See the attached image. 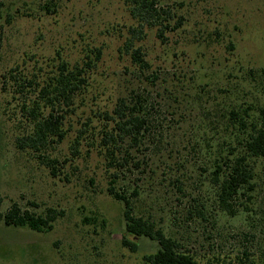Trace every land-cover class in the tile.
Masks as SVG:
<instances>
[{
    "label": "rangeland",
    "instance_id": "obj_1",
    "mask_svg": "<svg viewBox=\"0 0 264 264\" xmlns=\"http://www.w3.org/2000/svg\"><path fill=\"white\" fill-rule=\"evenodd\" d=\"M0 1L1 211L17 202L37 214L60 212L48 232L0 220V264H140L159 243L142 236L136 252L122 244L125 205L109 193L110 182L136 216L200 264H231L244 248L264 247V159L255 161L250 197L233 202L235 214L221 209L212 181L229 111L247 109L264 122V0H159L175 28L164 38L146 30L137 43L145 69L123 50L134 23L125 0ZM95 47L102 57L91 86L74 110H60L64 136L40 150L19 148L16 139L31 131L19 104L30 93L3 74L38 77L61 60L83 64ZM136 95L148 101V130L141 142L121 141V165L109 168L103 112Z\"/></svg>",
    "mask_w": 264,
    "mask_h": 264
},
{
    "label": "trees",
    "instance_id": "obj_2",
    "mask_svg": "<svg viewBox=\"0 0 264 264\" xmlns=\"http://www.w3.org/2000/svg\"><path fill=\"white\" fill-rule=\"evenodd\" d=\"M125 5L134 23L128 26V37L123 44V50L140 68H148L149 63L145 59L142 45L137 43L146 37L148 28H155L158 37L164 38L166 30L175 28L172 24L174 15L169 8L160 4L159 0H125ZM2 7L3 3L0 1V18ZM178 19L176 21L180 23L181 17ZM86 57L82 59L83 64L79 61L72 63L61 60L54 70L38 77L19 76L15 69L3 74L8 82L14 80V83L23 89V93H30L29 98L25 96L19 104L20 111L26 114L25 118L31 123V131L16 139L19 148L40 150L51 142L54 136H64V116L60 110L63 107L71 108L76 99L91 86L93 69L102 57L101 48L95 47L92 54H87ZM147 103L148 101L139 95L134 96L132 100L120 97L112 113L103 112L106 125H103L100 146L109 168L121 165L117 163L121 160V141L130 138L136 144L145 137L150 122L146 112ZM247 111H229L232 119L226 133L228 138L225 136L228 140L223 141L225 150L217 154L213 163L212 181L217 189V201L221 209L230 214L236 213L232 205L239 196L247 195L249 198L250 193L255 190L254 164L256 160L264 159V122H260ZM85 131L81 130V133ZM109 185V193L122 200L125 205V233L122 244L131 252H136V239L142 236L159 243V249L143 255L140 264H200L192 253L182 250L178 241L167 236L154 221L136 216L130 198L119 192L114 182ZM1 203L0 196V220L7 226L48 232L53 229L60 215L53 207L37 214L23 209L17 202L3 213ZM129 235H132L133 240L129 239ZM231 264H264V247L257 248L253 253L244 248L242 255Z\"/></svg>",
    "mask_w": 264,
    "mask_h": 264
}]
</instances>
